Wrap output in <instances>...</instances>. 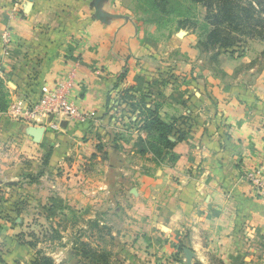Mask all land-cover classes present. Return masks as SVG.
<instances>
[{"label":"crops","instance_id":"obj_1","mask_svg":"<svg viewBox=\"0 0 264 264\" xmlns=\"http://www.w3.org/2000/svg\"><path fill=\"white\" fill-rule=\"evenodd\" d=\"M15 1L16 11L0 0L7 111L66 83L68 102L94 120L62 118L51 130L50 119L27 124L0 113V264L38 257L22 252L28 225L5 219L20 212L56 215L52 264L81 262L77 231L90 230L100 262L188 264L189 251V264H264V197L243 179L264 157V46L210 60L194 34L159 38L136 0ZM120 90L131 99L107 112ZM137 100L173 123L172 149L152 154L145 116L129 106ZM30 127L44 131L38 143ZM72 214L84 221L65 222Z\"/></svg>","mask_w":264,"mask_h":264},{"label":"trees","instance_id":"obj_2","mask_svg":"<svg viewBox=\"0 0 264 264\" xmlns=\"http://www.w3.org/2000/svg\"><path fill=\"white\" fill-rule=\"evenodd\" d=\"M137 1V0H136ZM148 8H153L154 13L157 9L163 11L166 0H148ZM190 3L200 6L203 9L202 26L203 37L198 41V45L206 52L213 50L215 53L212 59L220 53L234 52L238 48L247 45L248 42L258 43L264 46V0H189ZM122 96L117 98L118 95ZM128 91H114V99L108 98L106 111L111 112L119 107L124 99H131ZM122 98V99H121ZM132 109L141 110L145 116V129L151 131L150 141L157 140L159 146L165 149H172L174 144L166 138L173 130V123L163 124L157 118V111L154 108L145 109L142 100H137ZM9 107V102L4 93L3 85L0 80V113H5ZM182 137H178V141ZM150 148L154 149L152 142ZM175 156L171 155V161ZM47 162V161H45ZM98 260V258H95ZM30 264H52L49 258L38 256Z\"/></svg>","mask_w":264,"mask_h":264},{"label":"rangeland","instance_id":"obj_3","mask_svg":"<svg viewBox=\"0 0 264 264\" xmlns=\"http://www.w3.org/2000/svg\"><path fill=\"white\" fill-rule=\"evenodd\" d=\"M146 1L148 0H137L136 8L139 12L145 14L148 20L154 21L156 23L158 29V33H156V35H158L159 38H161L162 36H166L167 33L172 34L174 31H179L182 33L184 32V34L187 35L194 34L197 41L202 40L204 34L202 32V26L204 27L205 23L203 21L204 12L203 9L200 8V6L190 3L189 0H166L167 4L166 6H164L163 11L157 9L156 12L158 13H154L152 11H149L153 10V8H148L145 4L147 3ZM179 38L181 39L183 37ZM252 43L253 42H248L247 45L243 47H248ZM199 51L201 53V56L205 54L206 57H210V60L212 59V55L215 53V51L213 50H208L205 53V51L200 46ZM151 142L154 146V149H151L152 154L155 156H159L162 152L159 146V142L153 139L151 140ZM168 159L171 160V155L168 156ZM77 204L81 203L77 202ZM46 205L49 206L48 203ZM53 216L55 217L56 215H35L34 213L20 212L10 215L6 214L5 219L7 221H11L12 223L16 222L17 225L22 227L28 225L26 230L21 229L23 233H21L20 235V244L23 246L22 248H24L22 252H25L27 255L34 253V255L49 258L48 256H46V254L53 253L54 249L56 248L53 246V244L50 243L52 238H56V232L51 228ZM66 221L70 222L71 224L78 225L82 223L84 219L80 214H72L69 215L67 219H65V222ZM38 224H42L44 231L37 228ZM35 231H40L42 234H36ZM78 232L79 231H77V234H79V245L75 247V253H78L81 262H72L70 264H113L111 262L103 261V259H101V262L99 260H96L95 258L98 257V246L95 247L92 243V245H90L88 242H86V240L90 242L89 239L91 238H98V230H90V232L86 234ZM35 235H38L37 239ZM84 254L89 255L91 257V260L83 261L82 256Z\"/></svg>","mask_w":264,"mask_h":264},{"label":"built area","instance_id":"obj_4","mask_svg":"<svg viewBox=\"0 0 264 264\" xmlns=\"http://www.w3.org/2000/svg\"><path fill=\"white\" fill-rule=\"evenodd\" d=\"M13 9L17 10L18 5L13 0ZM5 51L11 44L8 32L1 36ZM69 85L57 83L52 87L43 86L40 89L39 97L36 101H30L28 105L17 102L9 108L7 114L15 121L27 124H34L38 119L47 118L51 120L49 128L58 129L59 119H68L78 124L93 122V116L89 113L78 112L67 100ZM243 179L250 190L259 197H264V157L255 168L245 172Z\"/></svg>","mask_w":264,"mask_h":264},{"label":"water","instance_id":"obj_5","mask_svg":"<svg viewBox=\"0 0 264 264\" xmlns=\"http://www.w3.org/2000/svg\"><path fill=\"white\" fill-rule=\"evenodd\" d=\"M182 36H183V34L179 33V37H182ZM43 133H44V131L42 129H38V128H35V127H30L28 129V136L30 138H32V140L35 143H38L40 141V138L43 136ZM185 256H186V259H187V263L189 264L190 263L191 253L189 251H186L185 252Z\"/></svg>","mask_w":264,"mask_h":264}]
</instances>
